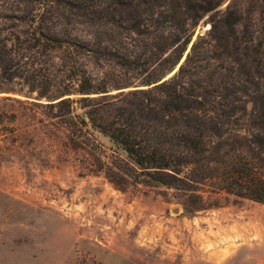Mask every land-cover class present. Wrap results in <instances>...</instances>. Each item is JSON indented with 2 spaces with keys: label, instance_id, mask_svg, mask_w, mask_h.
<instances>
[{
  "label": "trees",
  "instance_id": "16d2710c",
  "mask_svg": "<svg viewBox=\"0 0 264 264\" xmlns=\"http://www.w3.org/2000/svg\"><path fill=\"white\" fill-rule=\"evenodd\" d=\"M163 1H13L6 9L16 13L0 15V78L23 79L66 114L82 104L127 154L138 183L190 189L218 164L220 189L264 203V18L252 31L224 11L192 42L188 20L148 17L171 6ZM182 1L197 16L218 6ZM258 1L264 7L252 0L246 12ZM146 22L158 31L140 30ZM167 26L175 30L162 33ZM112 69L121 73L116 84ZM113 87L123 90L109 94Z\"/></svg>",
  "mask_w": 264,
  "mask_h": 264
},
{
  "label": "rangeland",
  "instance_id": "374dc122",
  "mask_svg": "<svg viewBox=\"0 0 264 264\" xmlns=\"http://www.w3.org/2000/svg\"><path fill=\"white\" fill-rule=\"evenodd\" d=\"M13 1L0 0L1 17L16 13L6 9ZM251 1L215 0L197 16L182 0H164L171 6L148 17L188 20L194 42L224 11L262 30L263 2L248 13ZM146 24L140 30L158 31ZM109 73L116 84L121 73ZM48 103L23 79L0 78V264H264V203L220 189L222 165L190 189L138 183L127 154L82 104L70 115Z\"/></svg>",
  "mask_w": 264,
  "mask_h": 264
}]
</instances>
